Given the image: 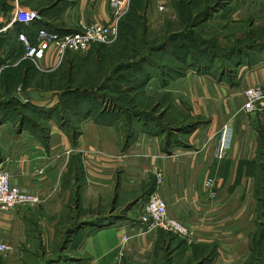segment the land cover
I'll list each match as a JSON object with an SVG mask.
<instances>
[{
	"label": "crops",
	"instance_id": "0c3cea01",
	"mask_svg": "<svg viewBox=\"0 0 264 264\" xmlns=\"http://www.w3.org/2000/svg\"><path fill=\"white\" fill-rule=\"evenodd\" d=\"M140 1L127 0L120 20L131 3L140 6ZM251 2L237 16L259 11ZM170 3L147 0L145 14L151 6L168 8ZM113 10L111 0H78L64 11L66 28H78L83 21L110 22ZM39 65L50 70L48 56ZM254 85H264V64L243 69L232 83L198 73L172 81L173 104L198 118L200 126L187 137V147L168 151L161 139L145 134L127 145L120 127L92 118L80 122L75 142L55 121L47 142L28 131L1 135L0 157L10 159L12 183L39 195L41 203L0 215V238L12 246L0 264L260 262L255 242L264 230V112L243 111L245 91ZM226 127L230 144L219 156ZM208 179L215 197L205 188ZM154 193L166 199L170 215L196 229V238L186 241L164 229L145 231L139 215ZM76 219L82 227L72 225ZM97 219L104 221L95 224ZM125 235L129 240L123 245Z\"/></svg>",
	"mask_w": 264,
	"mask_h": 264
},
{
	"label": "rangeland",
	"instance_id": "374dc122",
	"mask_svg": "<svg viewBox=\"0 0 264 264\" xmlns=\"http://www.w3.org/2000/svg\"><path fill=\"white\" fill-rule=\"evenodd\" d=\"M40 1L0 0V139L8 132L32 133L22 127L20 121L23 119L33 130L29 118L44 125L46 112L60 103L63 109L56 115L59 120L64 116L74 118L73 109L67 111L65 104L77 110L81 106L87 108L96 100L98 103L93 104L96 116L103 109H123L121 127L124 132H131L133 136L157 137L163 142L167 139L178 146L187 143L188 135L182 126L192 125L198 118L173 104L168 88L172 81L181 78L174 79L177 74L198 73L219 82L232 83L243 69L264 64V0H252V6L259 11H246L241 18L236 12L248 0H195L190 9L179 8L175 0H171L168 9L175 13V17L151 6L148 14L141 11V20L132 27L129 25V34L123 40L121 24L134 6L131 3L119 22V33L114 42L104 46L96 43L86 53L68 54L55 69L45 70L26 57V48L19 41L14 26L7 27L17 2L38 9ZM63 22L67 26L64 14ZM103 47L106 53L120 48L121 52L128 54L125 58H118L111 68L108 67L111 63L104 66L102 58L98 62L102 67L98 68V63L94 64L93 60L99 61L98 53ZM74 57L78 58L76 63ZM65 59V69L70 70L74 64L81 69L72 80L73 86L81 90L76 95L67 94L69 88L63 84L60 75ZM107 71L106 75L98 77ZM89 73L101 80L98 87L87 85L91 78ZM103 79H106L104 84ZM117 98L120 102L113 101ZM36 100L47 103L42 106ZM53 101L56 104L49 106ZM27 105L37 108L28 109ZM5 112L9 114L8 121ZM24 114L29 118H24ZM117 217L113 215L112 219ZM78 220L72 223L74 227L81 222ZM164 255L168 257L167 252Z\"/></svg>",
	"mask_w": 264,
	"mask_h": 264
},
{
	"label": "built area",
	"instance_id": "2783aa9c",
	"mask_svg": "<svg viewBox=\"0 0 264 264\" xmlns=\"http://www.w3.org/2000/svg\"><path fill=\"white\" fill-rule=\"evenodd\" d=\"M127 0H111L114 19L110 22L102 20L83 21L79 30L66 34L50 31L46 28L39 29L35 41H32L28 34L20 33L19 41L26 48V57L36 63H40L48 56V69L55 68L58 60L60 62L69 52L86 53L96 43L111 44L119 33V21L123 8ZM161 12H169L165 4H159ZM175 17V13L169 12ZM43 17L38 10L16 3L7 27L14 26L15 23L23 24L26 27L34 22L42 20ZM246 101L243 111L247 114H257L264 112V85H254L245 91ZM230 144V128H224L220 133L218 152L222 156ZM10 159L0 163V215L18 206L36 207L41 203V197L37 194L22 190L15 186L11 180V171L8 167ZM158 181L161 182L164 174L161 170L157 171ZM211 197L217 195L215 185L211 179L205 183ZM139 222L145 231L164 229L186 241H191L197 236L196 229L188 226L175 216L170 215L169 205L166 199L154 193L145 203L139 215ZM128 236H123L122 244H126ZM12 251V246L0 238V257H4ZM124 251V250H123ZM123 251L121 254H123Z\"/></svg>",
	"mask_w": 264,
	"mask_h": 264
},
{
	"label": "trees",
	"instance_id": "16d2710c",
	"mask_svg": "<svg viewBox=\"0 0 264 264\" xmlns=\"http://www.w3.org/2000/svg\"><path fill=\"white\" fill-rule=\"evenodd\" d=\"M78 2V0H41L39 5L37 6L39 8V12L41 13L43 20H38L36 22H34L31 26L26 27L23 24L20 23H15L14 26V30L15 33L17 34V36L19 37V34L22 32H25L29 35V37L31 38L32 41L36 40L37 37V33L39 31V29L41 28H46L50 31H54V32H58L60 34H66V33H70V32H75L79 30L78 28L75 29H68L66 28L67 26H64V22L63 24L61 23L63 21V14L64 11L69 7L72 6L74 4H76ZM195 2V0H175L176 5L179 8H183L185 7L186 9H190L191 5ZM140 6H133V8H131L130 13H127L125 19L123 20L122 24H121V37L123 38V40L126 38V36H128L129 34V25L132 27L134 26V24L136 23L137 20H141L142 15H141V11L146 10L145 6L147 5V0H141L140 1ZM135 5V4H134ZM139 5V4H137ZM62 20V21H61ZM102 46H104V44H101ZM120 48L117 49L116 52H111V53H106V49H104V47L101 49V53H98V60H93L94 64L100 62V60H102L103 58V64L108 65L109 63L110 66H108L109 68H111L113 66V64H115V61H117V59L119 58H125L127 56L128 53H123L121 52V50H119ZM74 52H69L68 54H71ZM76 60L78 61L77 57H74L73 61L76 63ZM91 60V59H90ZM67 62V59H65V62L63 63V67L60 69V75H62V78L64 79L63 84H67V88H69V92L67 94L70 95H76L77 93H79L81 90L78 86H73V82L72 80L74 79V76H76V73L81 70L80 68H77V65L74 64L73 67L70 70H67L64 68L65 64ZM78 63V62H77ZM102 67L101 63H98V68ZM110 72V70H108ZM107 72H103L102 74L98 75V77H100L101 75H106ZM102 72V71H101ZM184 75V73H180L177 74L175 78L177 77H182ZM91 77L86 83L87 85H91L93 84V88L98 87L99 83H101V80H99V78L96 77V75H91L89 73L88 77ZM105 78V77H104ZM104 82H106V79H103V84ZM71 86L75 87L72 88ZM115 92V91H113ZM67 94H62V96H66ZM113 101L115 102H120V98L117 99H113ZM63 103V102H62ZM98 102L96 100H94L93 102L90 103V105L86 108H82L79 107V109L75 110L73 106H71L70 104H65V108L67 111L71 110L72 114L74 115V118L77 119H66L65 116L59 120L56 119V115L59 114V112L63 109L61 107V103L56 106L54 109H51L52 111H47L46 112V117H47V122L44 125H40L38 123H35L33 121V119L29 118L27 116V114H24V118L28 117L29 121L32 122L34 129H32V127H29V125H26L25 122L20 121L22 127L28 129L29 131H31L34 135H36L39 139H41L43 142H47L48 138H49V134H50V123L52 121L57 122L59 125H61V127H63L67 133L71 136V139L75 142L76 141V137H78L80 128V122L83 119L86 118H92L95 121L99 122V123H104L106 124V122H110L111 124H116L118 127H121L122 125V115H123V109H119V110H101L100 114L98 116L95 115L94 113V107L93 104H97ZM119 107L120 104L117 103ZM28 109H33V108H37L34 106H25ZM118 107V108H119ZM42 107H40L41 109ZM4 117L5 120H10L9 114L8 113H4ZM199 121H196L194 123H192V125H186V126H182V128L185 129L186 134L189 136L190 134H192L200 125H199ZM26 126V127H25ZM38 130H40V133L38 132ZM127 137H128V144L130 145V143L133 141L134 137L133 133H128L127 132ZM165 144V149L168 151L171 147L176 146V144L174 142H171L169 140H165L164 142ZM175 144V145H174ZM178 145V144H177ZM183 147H187L188 145L186 143L184 144H180ZM0 162H1V157H0ZM78 167H81V164L77 162ZM104 220L103 219H97L95 220V224H100L102 223ZM93 223V222H92ZM93 223V224H94ZM84 223L83 222H78L75 227H82ZM255 247L257 248V257L262 258V260L260 261L261 264H264V230L262 231L259 240L257 239L255 242ZM201 264V263H200Z\"/></svg>",
	"mask_w": 264,
	"mask_h": 264
}]
</instances>
